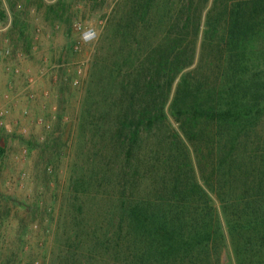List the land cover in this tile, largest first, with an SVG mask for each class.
<instances>
[{"label":"trees","instance_id":"1","mask_svg":"<svg viewBox=\"0 0 264 264\" xmlns=\"http://www.w3.org/2000/svg\"><path fill=\"white\" fill-rule=\"evenodd\" d=\"M173 3L161 40L140 49L134 67L105 75L106 88L114 86L102 106L91 101L94 71L85 90L79 142L97 135L116 166L98 222L110 233L94 246L116 258L126 244L130 264H264V75L248 76L240 52L264 27V0ZM198 62L217 74L205 76ZM82 239L66 240L73 248L62 264H77Z\"/></svg>","mask_w":264,"mask_h":264},{"label":"rangeland","instance_id":"2","mask_svg":"<svg viewBox=\"0 0 264 264\" xmlns=\"http://www.w3.org/2000/svg\"><path fill=\"white\" fill-rule=\"evenodd\" d=\"M146 4L0 0V63L8 74L3 81L7 94L0 96V264H62L73 248L66 240L76 235L85 240L74 249L77 264H88L85 257L99 253L90 264H130L126 244L116 258L111 249L103 253L94 246L110 233L109 226L98 222L105 214L103 203L109 204L115 193L116 166L106 159L112 148L97 135L87 132L82 147L77 125L91 73V101L100 107L114 86L106 88L105 75L134 67L140 49L157 44L173 24V0H153L149 8ZM77 25L92 29L94 39L83 42ZM257 32L240 51L248 76L264 75V27ZM198 65L205 76L217 74L215 67ZM121 80L118 73L115 84ZM171 128L175 130L172 122ZM169 134H163L168 141ZM160 149L167 150L164 145ZM98 171L105 172L104 179ZM146 185L149 180L140 185V194ZM124 241L128 245L129 238ZM233 261L228 257L224 263Z\"/></svg>","mask_w":264,"mask_h":264},{"label":"built area","instance_id":"3","mask_svg":"<svg viewBox=\"0 0 264 264\" xmlns=\"http://www.w3.org/2000/svg\"><path fill=\"white\" fill-rule=\"evenodd\" d=\"M76 29L79 31L80 39L83 42H89L94 39L95 35L92 29L86 28V29H81L80 26H76ZM2 114V111L0 110V115Z\"/></svg>","mask_w":264,"mask_h":264},{"label":"crops","instance_id":"4","mask_svg":"<svg viewBox=\"0 0 264 264\" xmlns=\"http://www.w3.org/2000/svg\"><path fill=\"white\" fill-rule=\"evenodd\" d=\"M7 72L6 69H4L3 64L0 63V96H6L7 91L5 90L6 88H4L3 85V81L5 80V78L7 77Z\"/></svg>","mask_w":264,"mask_h":264}]
</instances>
